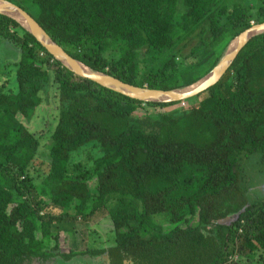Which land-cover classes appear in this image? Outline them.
<instances>
[{
    "label": "trees",
    "instance_id": "trees-1",
    "mask_svg": "<svg viewBox=\"0 0 264 264\" xmlns=\"http://www.w3.org/2000/svg\"><path fill=\"white\" fill-rule=\"evenodd\" d=\"M6 1L93 73L158 92L195 84L232 40L264 23V0ZM1 42L15 47L18 58L10 63L12 81L0 82V264L85 255H107L111 264H251L255 256L264 263V198L250 192L245 167L252 160L264 167V33L197 95L205 99L162 114L151 122L154 132L138 123L148 118L136 116L138 110L187 100L145 103L79 77L5 15ZM185 48L186 57L207 50L205 68L188 79L186 72L197 68L175 62ZM52 86L55 124L43 150L26 124ZM89 143L102 156L90 168L70 162ZM112 199L113 246L59 251L53 226L91 217ZM49 203L62 211L48 212Z\"/></svg>",
    "mask_w": 264,
    "mask_h": 264
},
{
    "label": "rangeland",
    "instance_id": "rangeland-1",
    "mask_svg": "<svg viewBox=\"0 0 264 264\" xmlns=\"http://www.w3.org/2000/svg\"><path fill=\"white\" fill-rule=\"evenodd\" d=\"M251 5V0L248 1ZM182 50V49H181ZM204 50L201 54H198L193 57H186L189 53V48H185L181 51L184 54L185 58H176L175 62L180 63L182 61L184 70L192 69L193 67L197 70L186 72L184 78L188 79L192 77V74L198 75L199 72L203 68H205L206 64L203 56ZM228 51L222 55L221 59L227 55ZM18 58V52L15 47L8 43H0V71L2 70V66H5V71L0 74V82L4 80L12 81L13 79V67L10 66L15 59ZM198 66V67H197ZM199 68V69H198ZM209 74V73H208ZM206 76V75H205ZM55 88L52 86L48 90V93H44L41 95L43 102L42 106L36 110V112L31 117L28 124H26L27 129L29 131H35L37 136H39V142L43 146V150H45V146L48 144V140L50 138V134L52 132L53 126L55 124L54 116H55V104L53 99ZM180 92L174 93L172 97L178 95ZM206 94H202L199 97L194 96L183 104L179 103L176 105H170L166 107H148L144 106L140 110L137 111L136 116H145L144 120L139 121L138 123L146 127L150 131H155L157 127L153 126L151 122L157 121L162 114H171L175 111H180L181 108H190L193 106H197L200 103V100L205 99ZM183 105V106H182ZM209 104H205V107H208ZM94 143H89L86 146L80 148L76 152L72 153L70 157V162L73 163H81L86 168H90L95 159H98L102 156V151L97 146H93ZM246 172L249 177V190L250 192L254 191L258 196L264 198V167H261L258 164V160H252L249 162H245ZM88 184L90 190H93L96 186V178L94 176L88 179ZM41 178L39 176H35V184H39ZM41 190H35L32 192L33 198L38 199L41 195ZM45 202L48 203V198H44ZM115 203V200L112 199L104 209H98L91 217H86L84 219H67L63 221L61 224L57 226H53V233H56L59 236L58 245L59 251L68 253L72 252H80V251H98L100 249H107L114 245V231L112 227L111 220L107 217V209L111 207ZM100 204L96 205L99 206ZM92 207V206H91ZM90 207V208H91ZM47 211L58 215L62 209L52 204H48ZM68 210H66L67 212ZM89 209L85 212L88 213ZM72 213V212H69ZM197 223V218H192L188 225L190 227H194ZM81 256V255H80ZM39 264V263H33ZM44 264H111L107 255L100 257H91V255H85L81 257H76L72 261L63 262L61 260H56L54 262L44 263ZM126 264H131L130 262H126ZM251 264H264L261 259L255 256Z\"/></svg>",
    "mask_w": 264,
    "mask_h": 264
},
{
    "label": "water",
    "instance_id": "water-1",
    "mask_svg": "<svg viewBox=\"0 0 264 264\" xmlns=\"http://www.w3.org/2000/svg\"><path fill=\"white\" fill-rule=\"evenodd\" d=\"M0 5L4 6L5 8H8L9 10L13 11L14 13L19 14V16L24 17L26 20H28V22H30L32 25L37 26V24L34 22V20L27 14L25 13L23 10H21L19 7L13 5L12 3L6 1V0H0ZM1 15V14H0ZM9 18V17H8ZM12 19V18H10ZM14 20V19H12ZM15 22H17L25 31H27L30 35H32L39 43L42 47H44L41 43V39H39L35 33L31 32L30 30H28L26 27L22 26L18 21L14 20ZM38 27V26H37ZM39 28V27H38ZM40 29V28H39ZM40 31L43 33V35H45V33L40 29ZM264 33V23L258 24V25H253L251 26L249 29L245 30L243 33H241L238 37H236L234 40H232L229 45L227 46L226 51H228L227 55H225L224 58H222L220 60V62L218 63V65L206 76H204L202 79H200L198 82H196L195 84L191 85L190 87L184 88L182 90H178L180 93L172 98H168L167 100H150V101H142L136 98V100L142 101V102H150V103H177V102H181L184 100H187L191 97L197 96L199 93L203 92L204 90H206L208 87L212 86L214 83H216L222 76L223 74L229 69V67L232 65L235 57L237 56V54L239 53L241 47L252 37L256 36V35H260ZM248 35H250L248 37ZM49 45L56 49V51L58 52V55L61 59L65 60L66 62H69L71 65L77 63L80 64L74 60H72L61 48H59L58 46H56L46 35H45ZM233 43L235 44V47L233 46ZM45 48V47H44ZM46 49V48H45ZM47 50V49H46ZM47 52L49 54H51L48 50ZM52 55V54H51ZM54 57V55H52ZM55 58V57H54ZM57 61H59L61 63V65H63L67 70L73 72L75 75L82 77V78H86L96 84H98L101 87L107 88L109 90H112L116 93L122 94L124 96H127L129 98H132L128 95H126L125 93L113 89L111 87L108 86V84L99 79L97 77L98 73H93L92 71H90L91 74H81L79 72H76L75 70L69 68L66 64H64V62L60 60H58L57 58H55ZM82 65V64H80ZM83 66V65H82ZM86 68V67H85ZM102 75V74H101ZM107 77V76H105ZM111 81L117 82L118 85H120L121 87H123L125 90L132 92L133 94L139 95V96H145V94H150V93H159L157 91H151L148 89H144V88H136V87H132V86H128L125 84H122L112 78H109ZM210 81L213 80V82L208 85L205 86L204 82L206 81ZM177 91V92H178ZM174 92V91H171ZM171 92H163V93H171Z\"/></svg>",
    "mask_w": 264,
    "mask_h": 264
},
{
    "label": "bare ground",
    "instance_id": "bare-ground-1",
    "mask_svg": "<svg viewBox=\"0 0 264 264\" xmlns=\"http://www.w3.org/2000/svg\"><path fill=\"white\" fill-rule=\"evenodd\" d=\"M0 14L1 15H5L9 18H12L16 21H18L22 26L26 27L28 30H30L31 32L35 33V35L41 39V43L42 45L52 54L54 55L55 58H57L58 60H60L61 58L58 55V52L56 51V49L52 48L45 35H43V33L40 31V29L35 26L32 25L30 22H28V20H26L24 17L19 16V14L14 13L13 11L9 10L8 8H5L4 6L0 5ZM250 35H248L249 37ZM236 43H233V46L235 47ZM227 53V52H226ZM226 55V54H225ZM62 62H64V64H66L69 68L75 70L76 72H79L81 74H91L90 71L85 68L84 66L80 65V64H73L71 65L69 62H66L65 60L61 59ZM97 77L103 81H105L109 87L119 90L123 93H125L126 95L132 97V98H136L142 101H150V100H167L168 98H172V95H174V93H176L177 91L171 92V93H163V92H159V93H150V94H145V96H139L136 94H133L130 91L125 90L123 87H121L120 85H118L117 82L111 81L110 79H108V77H105L104 75L98 74ZM213 82V80H208L206 82H204L205 86L210 85ZM158 92V91H157Z\"/></svg>",
    "mask_w": 264,
    "mask_h": 264
},
{
    "label": "flooded vegetation",
    "instance_id": "flooded-vegetation-1",
    "mask_svg": "<svg viewBox=\"0 0 264 264\" xmlns=\"http://www.w3.org/2000/svg\"><path fill=\"white\" fill-rule=\"evenodd\" d=\"M74 259H75V258H73L72 260H74ZM72 260H71V261H72Z\"/></svg>",
    "mask_w": 264,
    "mask_h": 264
},
{
    "label": "built area",
    "instance_id": "built-area-1",
    "mask_svg": "<svg viewBox=\"0 0 264 264\" xmlns=\"http://www.w3.org/2000/svg\"><path fill=\"white\" fill-rule=\"evenodd\" d=\"M181 104H183V103H181ZM183 106V105H182Z\"/></svg>",
    "mask_w": 264,
    "mask_h": 264
}]
</instances>
